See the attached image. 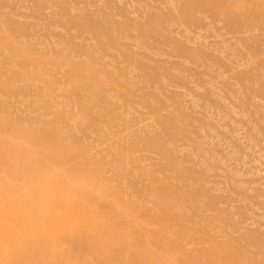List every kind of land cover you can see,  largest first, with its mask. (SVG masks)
Returning a JSON list of instances; mask_svg holds the SVG:
<instances>
[{
  "label": "rangeland",
  "instance_id": "rangeland-1",
  "mask_svg": "<svg viewBox=\"0 0 264 264\" xmlns=\"http://www.w3.org/2000/svg\"><path fill=\"white\" fill-rule=\"evenodd\" d=\"M189 1L0 0L6 117L78 155L57 174L88 158L68 182L110 191L143 229L98 243L105 257L65 243L54 264H264V0L218 4L242 6L245 42L213 18L219 0Z\"/></svg>",
  "mask_w": 264,
  "mask_h": 264
},
{
  "label": "bare ground",
  "instance_id": "bare-ground-1",
  "mask_svg": "<svg viewBox=\"0 0 264 264\" xmlns=\"http://www.w3.org/2000/svg\"><path fill=\"white\" fill-rule=\"evenodd\" d=\"M219 3H222V0L212 3V7L208 8L214 12L213 18L217 19L219 16L230 21L229 33L236 36L239 41L245 42L246 38L241 33L254 30V28L242 24L236 26L234 23L233 17H237L242 12V6H229L224 8L223 12L222 7H218ZM202 6L204 5L200 4V8ZM196 7H199V4H196ZM2 106H5L4 101L0 100V174L11 175H0V264H54L57 262L53 260L52 254L56 253L65 243L70 245V248L78 250L93 251L97 248L96 251L105 257L107 251L97 245L101 243L102 246L105 241L107 242L108 236L111 238L110 235L122 238L118 229L126 228L128 232H134L139 237L143 236L142 227L134 222L135 216L130 211L123 210L121 214L125 213V216L120 218L122 206L104 201L103 198L107 197V193L112 194L110 191L102 189L101 192L99 190L94 194L93 191L79 187L74 181L68 182L71 176L75 180L82 178V175H77L76 172L91 170L88 158L74 164L67 171V177L65 176L67 173L57 174L59 170L55 172L51 167L56 170V166L69 163L78 155L74 156L72 151L67 150L69 148L64 149L65 147L62 146L64 141L53 139L49 133L46 136L45 132L38 129L21 128L20 121L6 117ZM45 143L50 144L51 148L48 150L43 148L42 145ZM31 148L42 149L41 155L35 154ZM22 164L24 166L20 171L14 169ZM45 169L47 171L53 169L52 174H43ZM100 177L98 175L88 176L87 182L95 181L96 183V179L99 182ZM68 185L69 188L65 189ZM116 197L118 200H123L120 194ZM58 205L65 209H58ZM17 208L20 209L13 211ZM104 211L110 212L113 216L116 215L115 217L118 216V224L114 222L109 227L105 223L106 220L93 218L94 212L105 215ZM29 213L37 215V220H32V214ZM58 217L67 218L72 223L69 222L65 227L61 223L60 226L51 225ZM71 229L76 235L71 236L72 233H69ZM127 236L122 239V244H127ZM45 239H48L45 242H53L54 248H47L45 245L39 247ZM34 245H37V248ZM42 255L46 257L44 262L40 261Z\"/></svg>",
  "mask_w": 264,
  "mask_h": 264
}]
</instances>
